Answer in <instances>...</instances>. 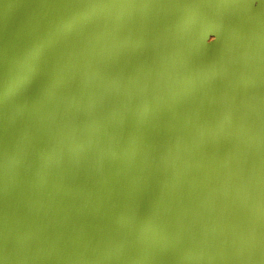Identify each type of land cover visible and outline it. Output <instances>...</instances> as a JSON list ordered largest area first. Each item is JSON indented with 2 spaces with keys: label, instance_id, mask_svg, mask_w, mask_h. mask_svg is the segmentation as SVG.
Masks as SVG:
<instances>
[{
  "label": "water",
  "instance_id": "water-1",
  "mask_svg": "<svg viewBox=\"0 0 264 264\" xmlns=\"http://www.w3.org/2000/svg\"><path fill=\"white\" fill-rule=\"evenodd\" d=\"M0 264H264V0H0Z\"/></svg>",
  "mask_w": 264,
  "mask_h": 264
},
{
  "label": "clouds",
  "instance_id": "clouds-1",
  "mask_svg": "<svg viewBox=\"0 0 264 264\" xmlns=\"http://www.w3.org/2000/svg\"><path fill=\"white\" fill-rule=\"evenodd\" d=\"M212 39H214V37H209V40H212Z\"/></svg>",
  "mask_w": 264,
  "mask_h": 264
}]
</instances>
